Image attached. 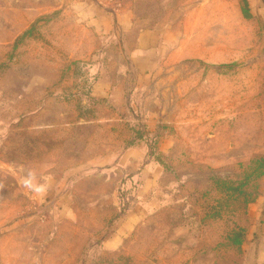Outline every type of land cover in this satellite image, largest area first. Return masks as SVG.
<instances>
[{"label":"rangeland","instance_id":"rangeland-1","mask_svg":"<svg viewBox=\"0 0 264 264\" xmlns=\"http://www.w3.org/2000/svg\"><path fill=\"white\" fill-rule=\"evenodd\" d=\"M0 264H264V0H0Z\"/></svg>","mask_w":264,"mask_h":264},{"label":"clouds","instance_id":"clouds-1","mask_svg":"<svg viewBox=\"0 0 264 264\" xmlns=\"http://www.w3.org/2000/svg\"><path fill=\"white\" fill-rule=\"evenodd\" d=\"M25 186L26 187H29V188H33V185L31 184V182L30 181H25ZM33 190H35V191H41L42 189H40V188H34Z\"/></svg>","mask_w":264,"mask_h":264}]
</instances>
